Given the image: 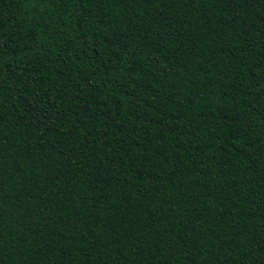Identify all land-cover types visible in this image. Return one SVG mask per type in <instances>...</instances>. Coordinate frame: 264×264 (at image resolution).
<instances>
[{"label":"trees","instance_id":"obj_1","mask_svg":"<svg viewBox=\"0 0 264 264\" xmlns=\"http://www.w3.org/2000/svg\"><path fill=\"white\" fill-rule=\"evenodd\" d=\"M0 264H264V0H0Z\"/></svg>","mask_w":264,"mask_h":264}]
</instances>
